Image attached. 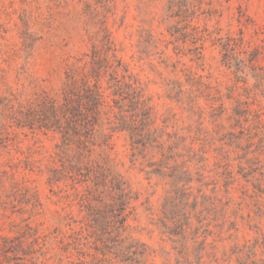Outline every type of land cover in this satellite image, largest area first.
Instances as JSON below:
<instances>
[{
  "label": "rangeland",
  "instance_id": "374dc122",
  "mask_svg": "<svg viewBox=\"0 0 264 264\" xmlns=\"http://www.w3.org/2000/svg\"><path fill=\"white\" fill-rule=\"evenodd\" d=\"M228 38L239 58L256 56L264 68V0H0V236L16 248L14 264L109 262L84 243L72 185L48 183L59 137L17 128L21 107L59 101L67 69L86 65L94 47L141 83L164 147L196 139L198 152L179 145L166 164L151 148L134 161L125 133L110 140L113 164L135 198L128 234L145 244L147 264H176L179 246L192 252L196 234L205 240V264H264V154L245 155L244 132L233 126L232 109L248 87L232 92L235 78L218 49ZM188 97L199 98L193 109ZM183 172L190 182L177 187L174 176ZM77 179L70 177L75 185ZM174 206L192 224L185 245L170 241L165 227L177 232L167 219H176Z\"/></svg>",
  "mask_w": 264,
  "mask_h": 264
},
{
  "label": "trees",
  "instance_id": "16d2710c",
  "mask_svg": "<svg viewBox=\"0 0 264 264\" xmlns=\"http://www.w3.org/2000/svg\"><path fill=\"white\" fill-rule=\"evenodd\" d=\"M232 42L229 38L218 42V49L222 53L221 63L235 78L232 92L239 84L245 89L248 87V91L246 99H240L233 107L231 117L234 120L233 126L244 132L242 140L249 145L245 155H254L253 159H256L264 154V68L256 64V56L239 58L235 48L232 49ZM202 49L198 45L195 54L197 59L202 57ZM106 52L110 53V50ZM102 54L94 47L86 65H70L65 73L59 101L50 98L36 101L34 111L28 106L21 107L16 127L20 131H35L34 128L37 127L59 137L56 159H53V166L48 170V183L51 187H56L62 180V183L72 185L73 190L78 193L82 214L79 229L82 234L87 231L85 235L89 238H84V243L91 245L90 250L109 261L108 264H147L145 244L128 234L127 219L135 198L113 164L110 140L116 132L125 133L130 140L131 157L134 161L138 155L145 157V151L151 148L153 154L155 151L156 155H160L163 163L177 156L174 149H178L179 145H182V150L198 152L194 147L196 139L188 135L184 139L176 138L174 144L164 147L153 129L154 117L144 97L141 83L113 54L111 58ZM103 79H106L105 86L101 83ZM188 98L190 108L193 109L199 98ZM221 103L219 106L223 105ZM209 107L213 113L215 104H210ZM35 119L41 120L34 126ZM226 135L232 137L231 142H237L234 132L229 131ZM200 143H203L200 149L201 161H205L208 152L204 142ZM155 173L161 175L160 172ZM70 177L78 178V185ZM173 181L177 187L180 183L190 182L186 172L174 176ZM12 183L17 190L20 184ZM169 203L171 205L172 201ZM173 208L170 215L173 214L176 219H167L177 232H171V226L165 224V227L171 235L170 241L185 245L187 232L192 229V224L187 217L181 221L176 206ZM172 236L177 240H173ZM78 239L83 242L80 234ZM10 242L9 238L0 236V264H14L12 257L16 254V248ZM191 242L194 245L192 252L185 253L183 247L179 246L176 264H205L202 262L205 240L199 241L196 234ZM249 264L259 263L256 259Z\"/></svg>",
  "mask_w": 264,
  "mask_h": 264
}]
</instances>
